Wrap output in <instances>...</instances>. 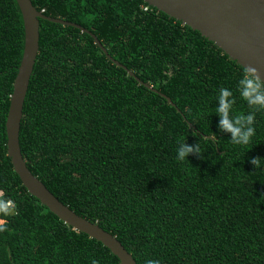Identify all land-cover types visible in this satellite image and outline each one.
<instances>
[{"label":"trees","instance_id":"1","mask_svg":"<svg viewBox=\"0 0 264 264\" xmlns=\"http://www.w3.org/2000/svg\"><path fill=\"white\" fill-rule=\"evenodd\" d=\"M31 1L90 30L180 112L88 33L39 18L19 131L30 171L137 264H264V110L243 146L219 132L214 114L218 89L235 92L244 67L143 0ZM23 46L17 2L0 0V264H121L31 195L13 169L5 122ZM250 110L236 93L233 115ZM185 138L199 140L202 159L176 158Z\"/></svg>","mask_w":264,"mask_h":264},{"label":"water","instance_id":"2","mask_svg":"<svg viewBox=\"0 0 264 264\" xmlns=\"http://www.w3.org/2000/svg\"><path fill=\"white\" fill-rule=\"evenodd\" d=\"M143 1L188 25L193 30H197L244 68L248 66L255 67L261 79L264 80V0ZM16 2L23 20L24 46L14 78L5 122L7 155L11 159L13 169L27 191L64 223L100 241L118 257L121 264H137L133 256L114 235L103 229L96 222H92L77 214L61 202L30 171L22 156L19 145L20 122L29 80L39 49V18L73 26L82 32L88 33L93 38L94 43L115 65L124 68L139 83L159 93L170 105L175 106V104L170 97L152 85L140 80L132 70L114 59L97 36L87 28L63 18L45 15L36 9L31 0H16ZM177 111L180 112L178 108ZM189 124L192 125L191 123Z\"/></svg>","mask_w":264,"mask_h":264},{"label":"clouds","instance_id":"3","mask_svg":"<svg viewBox=\"0 0 264 264\" xmlns=\"http://www.w3.org/2000/svg\"><path fill=\"white\" fill-rule=\"evenodd\" d=\"M236 93L247 103L250 111L239 116L233 115V108L236 103ZM264 110V80L261 79L255 67H245L242 75L237 80L235 92L228 87H220L216 95L215 115L218 117L217 128L221 133L230 134L229 140L234 145L243 146L251 142L255 135V123L257 112ZM196 132V131H194ZM199 136L196 132L194 137ZM205 153L197 139L195 143H187L186 138L180 142L176 149V158L179 161L188 160L190 155L202 159ZM259 157L250 159L255 167H261ZM5 212L9 211L7 207ZM92 264H98L93 260ZM146 264H160L158 260L149 259Z\"/></svg>","mask_w":264,"mask_h":264},{"label":"built area","instance_id":"4","mask_svg":"<svg viewBox=\"0 0 264 264\" xmlns=\"http://www.w3.org/2000/svg\"><path fill=\"white\" fill-rule=\"evenodd\" d=\"M144 9L146 10L147 9V6H144Z\"/></svg>","mask_w":264,"mask_h":264},{"label":"rangeland","instance_id":"5","mask_svg":"<svg viewBox=\"0 0 264 264\" xmlns=\"http://www.w3.org/2000/svg\"><path fill=\"white\" fill-rule=\"evenodd\" d=\"M2 222V220H0Z\"/></svg>","mask_w":264,"mask_h":264}]
</instances>
